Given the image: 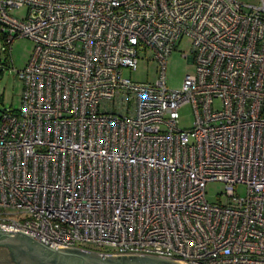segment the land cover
I'll use <instances>...</instances> for the list:
<instances>
[{
    "label": "built area",
    "instance_id": "1",
    "mask_svg": "<svg viewBox=\"0 0 264 264\" xmlns=\"http://www.w3.org/2000/svg\"><path fill=\"white\" fill-rule=\"evenodd\" d=\"M0 39L8 55L34 45L12 69L20 107L0 116V228L52 249L264 264V0H0ZM182 39L193 70L173 91ZM147 53L159 78L124 77Z\"/></svg>",
    "mask_w": 264,
    "mask_h": 264
},
{
    "label": "rangeland",
    "instance_id": "2",
    "mask_svg": "<svg viewBox=\"0 0 264 264\" xmlns=\"http://www.w3.org/2000/svg\"><path fill=\"white\" fill-rule=\"evenodd\" d=\"M243 3L253 4L255 0H239ZM24 9L13 11V15H23ZM34 45L27 39H16L11 44L10 55L3 51V45L0 39V116L5 110H17L20 107V98L22 92V82L15 76V70H21L27 63ZM151 53L146 56H138V65L135 71L124 70V77L130 78L132 81L139 83H154L159 78V72L156 61L150 60ZM191 65V47L187 39H182L173 48L168 56L164 78L166 87L169 90L177 91L182 87V82L187 74L192 72ZM180 127L189 129L193 123V115L191 107L186 105L179 110ZM222 184L211 182L206 187V198L208 202H217V197L222 193ZM238 193L243 194V188L237 189ZM224 202V198H222ZM23 215H14L12 219L18 220Z\"/></svg>",
    "mask_w": 264,
    "mask_h": 264
},
{
    "label": "water",
    "instance_id": "3",
    "mask_svg": "<svg viewBox=\"0 0 264 264\" xmlns=\"http://www.w3.org/2000/svg\"><path fill=\"white\" fill-rule=\"evenodd\" d=\"M32 236L0 228V247L11 250L16 264H180L150 256L99 255L77 249H52Z\"/></svg>",
    "mask_w": 264,
    "mask_h": 264
},
{
    "label": "flooded vegetation",
    "instance_id": "4",
    "mask_svg": "<svg viewBox=\"0 0 264 264\" xmlns=\"http://www.w3.org/2000/svg\"><path fill=\"white\" fill-rule=\"evenodd\" d=\"M0 264H16L15 254L11 250L0 247Z\"/></svg>",
    "mask_w": 264,
    "mask_h": 264
}]
</instances>
